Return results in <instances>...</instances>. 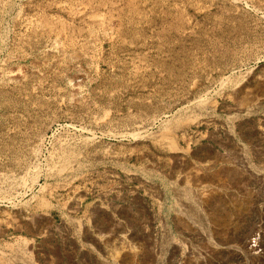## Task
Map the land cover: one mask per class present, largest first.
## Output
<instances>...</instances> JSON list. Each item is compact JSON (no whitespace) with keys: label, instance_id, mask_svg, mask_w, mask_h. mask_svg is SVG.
<instances>
[{"label":"rangeland","instance_id":"rangeland-1","mask_svg":"<svg viewBox=\"0 0 264 264\" xmlns=\"http://www.w3.org/2000/svg\"><path fill=\"white\" fill-rule=\"evenodd\" d=\"M0 264H264V0H0Z\"/></svg>","mask_w":264,"mask_h":264},{"label":"built area","instance_id":"built-area-1","mask_svg":"<svg viewBox=\"0 0 264 264\" xmlns=\"http://www.w3.org/2000/svg\"><path fill=\"white\" fill-rule=\"evenodd\" d=\"M253 245H256V243H255V242H253Z\"/></svg>","mask_w":264,"mask_h":264}]
</instances>
